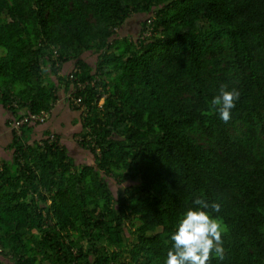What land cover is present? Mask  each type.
Segmentation results:
<instances>
[{"label":"trees","instance_id":"trees-1","mask_svg":"<svg viewBox=\"0 0 264 264\" xmlns=\"http://www.w3.org/2000/svg\"><path fill=\"white\" fill-rule=\"evenodd\" d=\"M0 48L8 125L14 100L38 113L62 88L94 159L42 123L12 128L0 264H164L197 198L227 227L212 264H264V0H0ZM222 84L241 92L228 123L210 107Z\"/></svg>","mask_w":264,"mask_h":264},{"label":"clouds","instance_id":"clouds-1","mask_svg":"<svg viewBox=\"0 0 264 264\" xmlns=\"http://www.w3.org/2000/svg\"><path fill=\"white\" fill-rule=\"evenodd\" d=\"M130 22H127V25ZM141 27L142 25L136 29L138 33L141 31ZM119 30L120 28L117 29L115 37L122 38ZM60 96L61 93L59 98L52 103L51 110L58 103ZM240 98L241 92L237 88L229 89L228 84H222L219 93L210 101V107L218 112L220 119L224 123H228L232 118V110L236 108ZM75 99L78 98L70 94L65 97L69 104L70 100L73 101V107L80 105L75 103ZM103 102L104 97L100 100L99 105H102ZM34 125L36 123L32 126ZM8 159H3V161ZM220 209L221 205L218 202H209L204 198L195 199L193 207L183 213L175 230L170 235L172 244L167 252L164 264H212L214 257L219 261H223L226 257L224 236L227 233V227L221 217L214 215Z\"/></svg>","mask_w":264,"mask_h":264},{"label":"crops","instance_id":"crops-1","mask_svg":"<svg viewBox=\"0 0 264 264\" xmlns=\"http://www.w3.org/2000/svg\"><path fill=\"white\" fill-rule=\"evenodd\" d=\"M68 68H70V66ZM62 99H64V98H62ZM63 106H65V105H63ZM57 107H58V103H56L54 105V107L52 108L53 112L51 114V117L46 121V122H48V124H46V123L40 124L39 126H35L34 129H41L42 128V130L44 131L45 129L50 128L52 130H56V131L60 132L62 134L63 140H65V141L70 140L71 141V138H72L71 135L73 133L72 132L73 130H70V128L72 127L73 123H72V121L69 122L70 118H67V117H69L68 115L66 117L61 115V113H62L61 106L59 107L58 112L56 111ZM63 108L64 107H62V109ZM69 111L75 112L73 110H69ZM56 112H57V114H56ZM10 116H11V114H10ZM7 119H8V114L4 110L2 112H0V160L10 158L11 153H12L11 149L7 146V143H9L11 141V139L13 138V136H12L13 131H12V128L7 123ZM77 131H79V130H77ZM70 141L68 142L70 144L68 149L72 153H75L78 157L79 156L83 157L84 156L83 151H85V150L80 151L81 148L79 146L76 147ZM74 159L76 160V158H74ZM93 161H91L89 163H92Z\"/></svg>","mask_w":264,"mask_h":264},{"label":"rangeland","instance_id":"rangeland-1","mask_svg":"<svg viewBox=\"0 0 264 264\" xmlns=\"http://www.w3.org/2000/svg\"><path fill=\"white\" fill-rule=\"evenodd\" d=\"M139 14H142V16L134 19V22H135L136 25H133L131 22L128 23V25H127V22L131 21L132 20V17H130L129 19H127L125 25L121 28L122 34L129 35V36H136V35H138V32H137L136 29L137 28H140L142 21H144L146 19V17L150 15V14H145L144 15L143 13H139ZM129 27H132V28H129ZM0 51H2L1 48H0ZM92 58L94 59V56H92ZM60 92H61V96H60V99L58 101V107L56 108V111L58 112V109L61 106V111H62L61 115L64 116V117H66L68 115L69 117H67V118H70V120L68 119L69 122L72 121L73 125L70 128V130H73L72 131L73 133L71 135L72 138H71V141L70 142L77 147V146L80 145V143L78 141L79 136L76 135V136L73 137V134L77 130H79L81 128L80 127V124L83 123V120H82V117H81V111L80 110H74V108L65 100V97H66L65 90H63L61 88ZM62 98H64V100ZM63 105H65V106H63ZM62 107H64V108L62 109ZM69 110H73L75 112H70ZM2 111H3V106H2V103H0V112H2ZM57 112H56V114H57ZM46 124H48V122H46ZM82 150H85V149H82L81 148L80 151H82ZM83 152H84V156L83 157L82 156H79L78 157L75 153L72 154L74 156V158H76V161H77L76 163L77 164H85V163H89V162H91V161L94 160L93 159V155H91L89 152H87L86 150L83 151ZM113 188L116 189L117 188V185L116 184L115 185L113 184Z\"/></svg>","mask_w":264,"mask_h":264},{"label":"built area","instance_id":"built-area-1","mask_svg":"<svg viewBox=\"0 0 264 264\" xmlns=\"http://www.w3.org/2000/svg\"><path fill=\"white\" fill-rule=\"evenodd\" d=\"M80 86H82V85H80ZM80 101H81V98L75 99L76 104H80ZM11 106L16 108L18 113L21 114L19 117H14L15 120L12 121V128H14L15 134L19 137H21L23 135L22 127L24 125H27V124L33 125L36 122L44 123L49 119L51 112H52V110L49 109V110H42L38 113H29V114L23 113L20 111L19 103L16 100H14L11 103ZM54 138H56V137L54 135H52L51 139H54ZM81 140H82V137L79 136L78 141L80 142Z\"/></svg>","mask_w":264,"mask_h":264}]
</instances>
